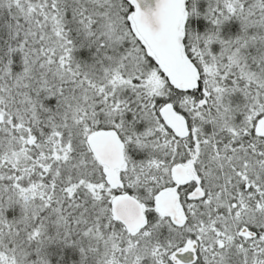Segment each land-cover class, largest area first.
Instances as JSON below:
<instances>
[{
  "label": "snow or ice",
  "instance_id": "obj_1",
  "mask_svg": "<svg viewBox=\"0 0 264 264\" xmlns=\"http://www.w3.org/2000/svg\"><path fill=\"white\" fill-rule=\"evenodd\" d=\"M0 264H264V0H0Z\"/></svg>",
  "mask_w": 264,
  "mask_h": 264
}]
</instances>
